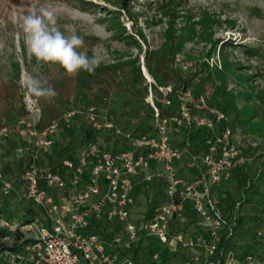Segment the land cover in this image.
I'll use <instances>...</instances> for the list:
<instances>
[{"label":"built area","instance_id":"obj_1","mask_svg":"<svg viewBox=\"0 0 264 264\" xmlns=\"http://www.w3.org/2000/svg\"><path fill=\"white\" fill-rule=\"evenodd\" d=\"M149 83L146 99L155 110L149 133L123 128L109 109L96 105L84 110L71 106L62 121L53 120L40 130V108L34 104L27 117L0 127V142H23L14 150V159L24 164L19 175L6 173L7 159L0 151V195L32 201L43 212L28 223L0 215V230L10 231L3 237L12 239L1 251L6 264H264V252L245 254L240 247L254 238L264 243V212L261 226L240 232L241 201L233 205L217 195L221 184L245 163L230 115L211 105L209 94L194 97L186 90L179 113L162 117L154 102L156 84ZM160 90L162 103H168L171 88ZM79 113H85L98 133L97 141L56 166L42 163L54 150L62 122L69 127ZM185 125L204 131L200 153L177 144ZM106 136L111 137L109 143ZM143 184L159 189L161 196L150 199L147 213L137 218L136 192ZM92 223L119 231L113 237L93 233L88 231ZM19 231L24 237L15 241ZM140 241L147 243V260L135 256ZM156 246L158 251L153 250Z\"/></svg>","mask_w":264,"mask_h":264},{"label":"rangeland","instance_id":"obj_2","mask_svg":"<svg viewBox=\"0 0 264 264\" xmlns=\"http://www.w3.org/2000/svg\"><path fill=\"white\" fill-rule=\"evenodd\" d=\"M163 2L164 0H40L41 4L56 11L57 27L60 31L66 36L75 34L82 37L84 47L79 51L86 52L89 57H97L99 64L125 61L139 56L146 83L153 80L146 68L147 49L155 48L163 41L162 34L170 23L179 28L187 19L177 17L173 20L163 14ZM30 6L31 0H0V80L3 77L14 79L23 94L24 89L20 85L23 76L32 74L41 79L51 74L65 76L63 69L58 66L39 65L29 55L20 23L21 18L28 14ZM204 9L219 19L205 33L197 23ZM178 10L179 13L189 10L191 23H196L193 24L195 34L185 41L176 56V63L186 72L194 65V60L208 61L211 66L217 65L226 73L228 89L236 97L242 124L236 123L234 114L230 115V119L234 121L232 127L238 135L236 143L245 163L234 170L226 183L221 184L217 195L223 202L235 198L237 203L241 201V198L236 197L238 180L253 164V169L258 166V162L254 163L257 156L264 157V105L261 103L264 97V0H183L178 4ZM117 21L122 27L116 34ZM242 45H251L259 50L250 55L244 52ZM224 60L229 61V68H223ZM183 65H187L188 69ZM198 82L200 78L195 79L187 90H196ZM163 92L158 91L155 94L159 103H162ZM211 92V86L204 88L205 94L210 95ZM129 102V95L120 86L111 95L109 107L104 109L113 112V116L128 128L135 129L143 122L140 114L145 108ZM149 102L151 104V100ZM212 102L218 106L213 99ZM24 103L27 109L34 104L38 105V102H26L25 97ZM71 105L84 110L88 103L85 96L81 95L74 96ZM30 115L35 117L34 113ZM121 116L129 117L121 119ZM199 135L203 137L204 131L200 130ZM75 136V128L63 127L56 135L55 146L60 148ZM0 151L7 162L16 163L15 152H10L4 143H0ZM253 194L256 196L255 203L245 204L241 213L260 216L264 212V182L258 183ZM160 196V190L155 187L147 188L144 184L138 187L135 217L144 216L150 199ZM22 206L16 204L14 208L22 213ZM1 242L9 245L12 239L10 236H0ZM144 244L147 243L144 241ZM144 244L136 249V257L144 254ZM159 249L157 246L153 247L154 251ZM0 258L2 264H6L1 252Z\"/></svg>","mask_w":264,"mask_h":264},{"label":"trees","instance_id":"obj_3","mask_svg":"<svg viewBox=\"0 0 264 264\" xmlns=\"http://www.w3.org/2000/svg\"><path fill=\"white\" fill-rule=\"evenodd\" d=\"M182 1L183 0H164L162 8L163 14L172 17L173 20L177 17H187L185 24L178 28L174 23H170L169 27L165 29L162 34L163 41L155 48L147 49L145 55L146 68L156 84V87H154L155 94L161 91L160 88H171L166 94L168 103H159L157 102V98L155 99V104L159 108L160 116L171 117L178 114L182 105L183 92L192 86L195 79L200 78V82L196 85V90H193L194 97H197L200 93H204L205 87L211 86L212 92L208 97L211 105H214L212 102L213 99V101H216L218 107L227 114L236 115V123L242 124L236 97L231 90L228 89L227 76L224 71L219 69L217 65L211 66L208 61L194 60V65L188 72L183 70L182 67L176 63V56L182 50L185 41L195 34L193 24L196 22L191 23L192 17L190 16L191 13H189V10L179 13L178 4H181ZM200 14L201 18L197 23L202 28L203 33L211 27L212 23L216 20L219 21L216 16H212L206 9L202 10ZM115 23L118 25L115 30L117 34L118 31H121L122 26L118 24V21ZM242 48L245 53L250 55L259 50V48L251 45H242ZM208 55L210 56V54ZM223 66V68H229V61L224 60ZM42 79L53 86L58 94L50 102L43 99L38 102L40 116L36 126L40 130L48 126L53 120L62 121L64 114L72 106L71 103L74 96L80 97L83 95L88 105L108 108L111 95L121 86L130 97L129 103L134 102L136 105H141L145 108V111L140 114L143 122L139 123L135 129L128 128L126 124L121 123L113 116V112L110 110L109 112L125 129L140 133L152 132L155 110L150 102L146 100L149 91V83H146V79L142 74L139 56L110 64H99L95 72L91 74L81 71L77 76L72 78L66 75L60 77L56 74H51ZM155 84L152 85L155 86ZM261 103L264 105V97L261 99ZM195 112H197V110H195ZM28 115L29 111L24 103V94L21 92L17 82L10 77L1 78L0 127L13 122L16 118L27 117ZM128 117L129 116H121V119ZM233 122L234 121L231 120L230 124L233 125ZM70 126L76 129V136L71 138L60 148L54 146V150L46 154L45 159L44 157L41 159L42 163L56 166L60 159L70 157L80 148L97 141L99 135L92 128L85 113L77 114L74 123H71ZM63 127L68 126H65L62 122L60 129ZM181 133L182 139L180 142H177L180 147H187L194 153H200L204 149L199 131L196 132L193 127L185 125L181 128ZM105 140L109 143L111 137L106 136ZM119 142L120 140L116 139L114 143L119 144ZM0 143H4L5 147H7L10 152L14 151L18 146L23 145L21 140L15 138H10ZM108 148L110 147L108 146ZM257 162L258 166L254 168L256 169V173H254L253 167L255 164H253L237 183L236 197L238 196L241 198V206L236 230L243 233H246L249 229L261 226L259 215L241 213V209L245 204L255 203L256 196L253 194V190L257 187L258 183L264 182V157L260 155L257 156L254 163ZM3 169L6 173L14 175L22 171L23 165L18 162L12 164L6 161ZM231 201L233 205H235V198L231 199ZM16 204L23 205L22 207L24 210L22 213L14 208ZM0 215L11 221L17 220L21 223H28L36 217L43 216V212L42 209L32 201L5 198L0 195ZM88 231L113 237L119 231V228L112 230L108 225L92 223L88 227ZM6 234H10V231L0 230V236ZM23 237L24 234L20 231L14 234L15 241L21 240ZM28 241L29 239H26L24 243ZM143 244L144 241H140L139 247H142ZM145 245L146 244H144V246ZM6 246L7 242H1L0 252ZM240 247L245 254L253 252L254 250H258L262 253L264 252L263 241L257 240L256 238L253 239L252 243L242 244ZM231 248L234 247L231 246ZM143 255L147 260V245ZM0 264H2L1 258Z\"/></svg>","mask_w":264,"mask_h":264},{"label":"clouds","instance_id":"obj_4","mask_svg":"<svg viewBox=\"0 0 264 264\" xmlns=\"http://www.w3.org/2000/svg\"><path fill=\"white\" fill-rule=\"evenodd\" d=\"M20 27L29 55L39 65L58 66L69 78L81 71L94 73L99 66L97 57H89L86 52L79 51L84 47L83 38L75 34L64 35L57 27L56 11L41 4L40 0H31L28 14L21 18ZM20 85L26 102L36 103L42 99L50 102L58 94L46 80L32 74L23 76Z\"/></svg>","mask_w":264,"mask_h":264}]
</instances>
